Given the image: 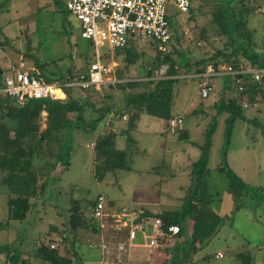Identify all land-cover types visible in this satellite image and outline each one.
<instances>
[{
  "label": "rangeland",
  "instance_id": "1",
  "mask_svg": "<svg viewBox=\"0 0 264 264\" xmlns=\"http://www.w3.org/2000/svg\"><path fill=\"white\" fill-rule=\"evenodd\" d=\"M244 1L252 12L248 15L246 11H239L237 8L236 18H232L231 33L237 43H242V31L236 22L247 20V28L254 45L244 43L247 52L241 59L255 68L250 56L258 54L260 59L264 58V0ZM220 2L221 0H194L193 11L191 9L189 13L182 12L173 2H169V14L182 37L180 44L174 39L172 47H181L183 51H187L186 56L192 63L212 56L217 50L226 55L232 53L233 47L228 45V35L223 34L219 22L214 21L213 13L218 12ZM77 25L78 21L68 9L67 0H0V66L6 70L4 73L22 55L27 60L42 65L45 76L55 82H61L62 75L67 74L71 67L81 72L86 70L96 59L95 48L90 39L82 36L81 28ZM131 48L140 54L132 64L127 61ZM26 52L29 56H26ZM101 54L108 65L117 62L118 66L112 67L110 78L124 80L120 83L132 80L129 78L145 79L150 70L156 77H163L169 66L156 64L159 50L148 39H138L123 50L112 49L105 43L101 47ZM215 61L219 63L217 68L214 66L217 70L220 66L227 68L234 65L223 57H218L213 60ZM194 74L196 73L180 75V80L174 86L175 104L172 108L173 113L185 112V126L191 133L190 137L182 139L176 134L167 135L165 118L144 114L138 129L133 132L142 152L138 154L134 149L131 157L133 170L108 172L99 181L95 176V152L90 147L99 131L85 127L74 129L68 140L69 158L67 148L62 153L64 162L67 159L70 161L67 167L62 166L61 159L59 162L46 154L35 157L33 168L47 175L49 184L43 198L36 202L35 208L23 222L10 219L11 196L8 186L3 183L4 173L0 171V264H39L36 261L39 241L49 242L60 237V232H65L72 200L80 203L86 214L91 216V201L99 193H105L108 199L118 205L119 201L127 202L134 187L138 185L158 182L164 185L168 183L173 187L174 184L188 181L187 172L194 170L202 153L200 146L194 142L204 143L205 134L214 121L217 125L210 148L211 176H208L207 182L213 193L219 192V197H214V210L231 213L233 216L228 219L218 237L208 244L203 243L204 250L200 247L197 251L183 250L186 251L183 259L193 260L194 264H236L238 253L243 250V243L251 241L252 246L248 249L252 252L254 264H264L263 99L259 97L257 103L252 104L250 100L244 99L239 89L236 90L235 84L229 88V93L222 91L218 95L212 89L207 97H203L201 78L193 77ZM0 79H4L1 74ZM253 82L254 79L250 78L248 88H253ZM152 88L154 85L149 87L150 90ZM98 90L102 97L108 94L111 96L107 97L106 102L113 104L116 110L123 108L125 97L130 93L115 83L103 85ZM240 98L245 109V118L236 120L229 146L234 151L231 156L232 165L239 169L247 166L246 179L251 189L239 202L243 205L242 209L236 210L235 199L230 191L231 180L226 173L215 168L222 161V151L228 137L227 119L231 115L222 108V103L228 104L230 100ZM195 100L197 103L192 106ZM86 113L88 119L92 117L90 110ZM45 126L46 114L43 113L40 128L44 129ZM249 148L255 151L251 153L252 162L248 164L242 158L243 152ZM48 162L55 165L51 167ZM134 170H141L142 174ZM54 225H57V230L48 233ZM92 233V230L80 229L79 240L74 245L65 242L62 251L67 252L68 257H75L73 264H92L95 260L92 249L81 246L84 241H89L88 244L92 242V237L97 235ZM107 237L109 238L106 235L105 238ZM176 244L181 245L178 240ZM73 251H76L75 255ZM218 251L224 254L223 258L216 256ZM207 254L209 258H203ZM41 261L51 264L42 259ZM41 261L39 262L42 263ZM163 264H172L171 257L166 258Z\"/></svg>",
  "mask_w": 264,
  "mask_h": 264
},
{
  "label": "trees",
  "instance_id": "2",
  "mask_svg": "<svg viewBox=\"0 0 264 264\" xmlns=\"http://www.w3.org/2000/svg\"><path fill=\"white\" fill-rule=\"evenodd\" d=\"M193 1L191 0V7L187 11L188 13L191 9L193 11ZM244 3V0H221L218 12L213 13L215 16L214 21L219 22L222 27V33L228 35V45L233 47L231 54L226 55L221 50H217L210 56L211 58L203 57L192 63L186 56L187 51H183L181 47H172L173 40L165 51H160L158 43L153 39H148L159 50L156 64L158 66L168 64L169 66L165 76L160 78L156 77L153 71L150 70L145 79L129 78L132 80L123 83H120L122 82L121 80L116 81L117 83L114 82L117 86L119 85L130 92L125 97L123 108L121 109L116 110L113 104L106 102L107 97L111 96L108 94L102 97L95 85L91 84L85 87L80 84H72L82 80H89L87 69L81 72L74 67H71L67 74L62 75L61 82H57L64 87L67 94L66 99H28L23 104H19L8 98H0V171L4 173L3 183L8 186L11 196L9 200L10 219L25 221L35 208L36 202L43 198L47 191L49 177L35 171L33 168V161L36 156L46 154L58 159L59 162L61 159L62 166H68L70 161L67 159L64 162L62 153L67 148L69 158L70 147L68 146V140L74 129L79 130L85 127L89 130L99 131L93 144L95 176L99 181L103 180L110 171L133 170L131 157L134 153L133 148L137 145V140L132 133L137 127V121L140 119L141 114L144 113L151 116H160L167 120L174 116L172 114V108L175 103L174 86L180 80V75L198 73L201 69L206 71L210 66L217 68L219 63L218 61L213 62V60L218 57H223L227 62H232L234 65L230 66L234 68H240L242 64H247V61L241 59V56L247 52L244 43L254 45L251 41V33L247 28V20L236 22L240 27L239 30L242 31L240 33L242 43H237L231 33L232 18H236L237 8L240 9L239 11H246L248 15L250 11L252 12L250 7ZM169 19L175 30L174 39L177 40L176 43H179L182 41V37L177 27H174L171 14H169ZM138 39L141 38H130L127 46L123 49H127L130 44H133ZM26 53V56H29L28 52ZM139 56L140 54L131 48L127 54L128 63H134ZM249 59L255 68H264V58L260 59L258 54L251 55ZM35 64L45 76L42 65ZM194 70L195 72H192ZM83 74L84 78L81 76ZM244 76L247 81L244 89L240 90L244 99L256 104L257 99L262 97L261 99L264 102V75L261 82H253V88H248L247 86L252 73L244 74ZM46 79L49 82H55L47 77ZM229 79L231 80L229 88L235 84L236 90H238L240 86L235 83L232 77H229ZM152 85H154V88L150 90L149 87ZM141 88L144 89L139 90ZM131 89L137 90L131 91ZM243 107L241 98L230 100L228 104L222 103V108L229 111L231 115L227 119L228 137L222 152V162L215 168L222 173H226L230 178V191L236 199V210L241 207L239 202L242 196L249 193L251 189L249 184L228 163L229 144L234 124L237 119L245 118V109ZM88 110L92 113V117L89 119L86 116ZM44 112H46V126L41 129L40 118ZM71 114L75 116H71ZM125 114L128 115V120L122 124L120 120ZM6 119H8V122ZM216 125L217 122L214 121L207 131L205 143L201 145L202 154L193 170L194 184L189 190L183 207L180 210L155 213L140 210L138 211V214H140L138 219L141 220L144 217L160 218L164 223L165 229L171 224H177L180 226V233L175 236L176 238L183 234L187 227L188 219H193L196 223H200L203 226L202 234L208 237L205 244H208L211 239L218 235V232L233 215L220 216L211 206L214 194L210 192L207 180L211 173V168L209 167L210 148ZM179 132L180 137H189L187 130L182 129ZM122 138H124V141L121 140ZM121 144L123 145L121 146ZM90 147H92V144ZM48 163L51 167L55 165L52 162ZM95 200L91 201V216L86 214L80 203L72 200L68 209L65 232L59 233L62 243L57 248H51L50 241H39L37 256L51 264H73L75 257H68L67 252L62 251L65 242L74 245L79 240L78 231L80 229L92 230L94 233L102 231L99 219L94 216ZM54 229L57 230V225L50 227L48 233H51ZM55 239L57 238H53V240ZM167 239L163 238L162 243L164 244ZM192 246L195 250L198 249L196 245ZM162 249L171 254L172 264L181 263L180 260H176L172 255L171 248L167 245H164ZM73 253L74 255L76 254L75 251ZM238 259L237 264H254L252 252L247 249L238 253Z\"/></svg>",
  "mask_w": 264,
  "mask_h": 264
},
{
  "label": "built area",
  "instance_id": "3",
  "mask_svg": "<svg viewBox=\"0 0 264 264\" xmlns=\"http://www.w3.org/2000/svg\"><path fill=\"white\" fill-rule=\"evenodd\" d=\"M169 2H173L182 12H187L191 7V0H67L70 12L79 20L82 36L90 39L95 48L96 59L93 61L87 74L89 80H82L72 84L82 86L95 85L101 88L108 83L118 80L110 78L113 71L112 65H108L101 54V47L108 43L112 49H123L127 46L130 38L153 39L158 43L160 51H165L169 43L175 38V30L169 19ZM2 69L0 79V98H12L17 103L23 104L28 99H66L64 87L57 82H49L42 74V70L33 62L22 58L17 63H12L7 73ZM252 73L254 81L261 82L264 68H252L248 64H242L240 68L228 66L227 68L208 67L206 71L198 73L201 78V93L207 97L213 89L212 78L220 74H227L243 90L246 77L244 74ZM84 78V74L81 75ZM248 106V105H247ZM126 117V116H125ZM182 117L170 120L172 132L178 131L183 125ZM106 197L99 194L95 200L94 216L99 219L102 229L113 226L119 231L118 238L111 242V260H105L104 264H127L128 248L138 233L143 229L142 224L127 221L122 218L123 214H116L110 218L106 212ZM153 220L154 227L148 236L147 243L152 249H162L169 246L176 235L180 233V226L171 224L167 229L160 218H142L139 221ZM117 234V235H118ZM127 238L128 241L125 240ZM163 238H168L162 243ZM62 243L58 237L49 242L51 248H57ZM219 256H223L219 253Z\"/></svg>",
  "mask_w": 264,
  "mask_h": 264
},
{
  "label": "crops",
  "instance_id": "4",
  "mask_svg": "<svg viewBox=\"0 0 264 264\" xmlns=\"http://www.w3.org/2000/svg\"><path fill=\"white\" fill-rule=\"evenodd\" d=\"M77 21H78L77 26L81 28L80 22L78 19H77ZM111 55H113V54H111ZM22 58L26 59V57L22 55V56H20L19 60ZM28 61L32 62L29 59H28ZM111 65L113 67L118 66L116 61L114 63H112ZM194 76H196V75L194 74L193 77ZM221 77H223V78L221 79ZM229 77H231V76L227 75V74H220V75L213 76V78H212L213 92L216 91V93L218 95H220V92H222V91L229 93L230 92L229 86H230V81H231L229 79ZM116 80H118V79H116ZM216 80H219V81L215 82ZM119 81H120V79H119ZM121 81H124V80L121 79ZM226 93H225V95H226ZM196 103H197V101L195 100L194 103L192 104V106H195ZM44 113L46 114V112H44ZM144 114H146V113H144ZM144 114H141L140 119L137 121V127L135 128V130L138 129V125H139L140 121L142 120ZM172 114L174 115L172 118L182 117L184 120L183 125L178 131L172 132L171 128H170V124H169L170 120L172 118H170L169 120L166 119L165 133L167 135L168 134H176L180 137L179 131L182 129H185L188 131L189 137H190L191 133H190L189 129L186 128V126H185V120H186L185 112H182V113L181 112H178V113L172 112ZM127 120H128V115L125 114L123 116V118L120 120V123L123 124ZM133 136H134V134H133ZM189 137H185V138H189ZM205 137H207V132L205 134ZM213 137H214V135H213ZM180 138L185 139L184 137H180ZM135 139L137 140L136 137H135ZM121 140L124 141V138H122ZM205 141H206V139H205ZM205 141H204V143H205ZM94 143H95V140L92 142V149L94 148V145H93ZM194 143H196L198 146H200V148H202L201 145L204 144L201 142H194ZM122 145L123 144H121V146ZM212 145H213V141H212ZM212 145H211V147H212ZM133 149H136L135 152H138V154L142 153V152H140L138 140H137L136 147H134ZM253 151H255V149H250V148H249V150L244 151L243 152L244 160L242 158V161H244L248 164L250 162H252L250 159V155ZM201 152H202V149H201ZM233 152L234 151H232V148L230 145L229 151H228L229 166L240 177H242V179H244V181L248 184L247 179H246V173H245V172H247V166L241 167L239 169V168H236L234 165H232L231 156H232ZM134 171H138V173L142 174L141 170H134ZM187 174H188V176H187L188 181L179 182L177 184H174L173 187L168 185V183H166L164 185L163 183H158V182H153V183H150L149 185H138V186L134 187L135 189L133 190V194L127 200V202L119 201L118 205L114 204L112 200L108 199V197L106 196L105 193H103V192L99 193V194H104L106 197V203H105L106 204V212L108 213L110 218H115L116 214L121 213V214H123L122 218H124V220H127L129 222L133 221L135 223H140L143 226V229L138 233L137 237L133 241L134 244L128 248L127 264H163V262L166 258L171 257V254L166 253V251L164 249H152L150 246L147 245V243L149 241L148 236L153 231L154 223H153V220H145L144 221V219H143L142 221H139L140 219H138V218H140V214H138V211L146 210L148 212L155 213V212H163V211L180 210L183 207L184 202H185V200L189 194V190L191 189V187L194 184L193 170L187 172ZM210 176H211V174H210ZM213 194H214V197H215V195L219 197V192H215ZM248 194L249 193H247L245 195H248ZM96 197L97 196H95L92 199V201H94L96 199ZM214 197H213V201L211 203L212 208L214 207V203H215ZM233 197H234V195H233ZM234 199H235V197H234ZM108 202H111V203H108ZM235 204H236V199H235ZM241 206H243V205H241ZM241 209H242V207H240V210ZM244 209L248 211L247 208H244ZM213 210H214V208H213ZM214 211L217 214H219L220 216H224L226 214L231 215V213H226V212L220 211V210H214ZM227 223H228V221H227ZM225 225L221 228V230L218 232V235L215 236V238L219 236V234L221 233V231L225 227ZM232 226H234V225H232ZM202 230H203V226L200 223H196L193 219H188L187 227L184 230L183 234L179 238H176V240H173L171 243L168 244L169 245L168 247L171 248V251L173 250L172 255L176 258V260H180L181 263H179V264H183V263L184 264H194L195 263V262H193V260L183 259V255L186 252L183 250L191 251L192 249H194L192 245H196L197 248L200 247L202 250H204L205 246L203 245V243H205V241L208 237H206L204 234H202ZM118 233H119V231L117 229H115L113 226H109L108 228L102 229V231L99 233L93 232L92 233L93 235H95V234H97V235H95L96 237H92V242H90V244H88L89 241L88 242L84 241V243L81 244V246L83 245L82 247L85 246L88 249H92V255L95 256L94 257L95 260L92 261V264H104L105 260H111L112 259L114 254L111 256V254H112L111 242L117 240L118 238L124 237V235H122V236L117 235ZM106 235L109 236V238L108 237L105 238ZM215 238H213V239H215ZM213 239H211V241H213ZM125 240L128 241L127 238H125ZM177 240H178V243H180L181 245L176 244ZM174 241H176L175 244H174ZM193 242H194V244H193ZM185 243L187 245L183 246V244H185ZM250 246H252L251 241H248V243H246V244L243 243V250H245V249L249 250L248 247H250ZM258 248H260V246ZM145 249H148V251H145ZM196 251H197V249H196ZM219 253H222V252L218 251L216 253V256L218 258H223L224 254L222 253L223 256L221 257V256H219ZM203 258L208 259V254L206 256H204ZM36 261L39 264H44V262L41 261V259H39V257L36 258ZM39 261H41L42 263H40ZM238 261H239V259H238Z\"/></svg>",
  "mask_w": 264,
  "mask_h": 264
},
{
  "label": "clouds",
  "instance_id": "5",
  "mask_svg": "<svg viewBox=\"0 0 264 264\" xmlns=\"http://www.w3.org/2000/svg\"><path fill=\"white\" fill-rule=\"evenodd\" d=\"M201 72H203V71H200V72H198V73H201ZM198 73H196V74H195V75H196V77H199V76H197V74H198ZM199 78H200V77H199Z\"/></svg>",
  "mask_w": 264,
  "mask_h": 264
},
{
  "label": "water",
  "instance_id": "6",
  "mask_svg": "<svg viewBox=\"0 0 264 264\" xmlns=\"http://www.w3.org/2000/svg\"><path fill=\"white\" fill-rule=\"evenodd\" d=\"M200 71H203L202 69ZM0 73H2V68L0 67Z\"/></svg>",
  "mask_w": 264,
  "mask_h": 264
}]
</instances>
